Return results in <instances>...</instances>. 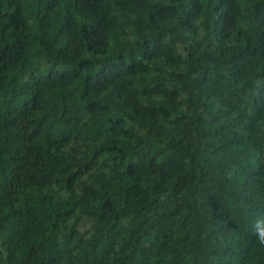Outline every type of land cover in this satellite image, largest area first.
<instances>
[{
  "label": "trees",
  "instance_id": "trees-1",
  "mask_svg": "<svg viewBox=\"0 0 264 264\" xmlns=\"http://www.w3.org/2000/svg\"><path fill=\"white\" fill-rule=\"evenodd\" d=\"M264 0H0V264H264Z\"/></svg>",
  "mask_w": 264,
  "mask_h": 264
},
{
  "label": "clouds",
  "instance_id": "clouds-1",
  "mask_svg": "<svg viewBox=\"0 0 264 264\" xmlns=\"http://www.w3.org/2000/svg\"><path fill=\"white\" fill-rule=\"evenodd\" d=\"M260 241H261V243H264V235H261Z\"/></svg>",
  "mask_w": 264,
  "mask_h": 264
},
{
  "label": "snow or ice",
  "instance_id": "snow-or-ice-1",
  "mask_svg": "<svg viewBox=\"0 0 264 264\" xmlns=\"http://www.w3.org/2000/svg\"><path fill=\"white\" fill-rule=\"evenodd\" d=\"M262 235H264V233H262Z\"/></svg>",
  "mask_w": 264,
  "mask_h": 264
}]
</instances>
